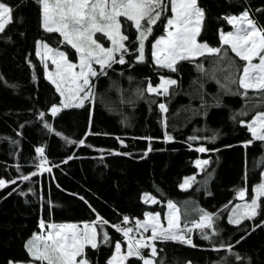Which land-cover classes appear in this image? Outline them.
<instances>
[{"label":"trees","instance_id":"trees-1","mask_svg":"<svg viewBox=\"0 0 264 264\" xmlns=\"http://www.w3.org/2000/svg\"><path fill=\"white\" fill-rule=\"evenodd\" d=\"M4 2L13 7L14 22L0 34V179L16 183L0 189V264L32 261L26 244L41 220L81 223L97 217L102 218L98 247L87 246L85 257L90 264H108L115 244L124 242L113 226H122L125 216L130 221L143 218L147 211L164 216L169 201L179 209L183 226L199 220L201 210L214 214L213 229L205 231L217 234L205 240L195 229L196 247L156 241V264H264V204L253 219L238 225L228 220L238 192L245 189L250 195L264 170V142L254 140L245 147L253 139L246 123L264 112V98L253 90L245 96L233 82L246 62L224 45L220 56L179 61L176 72L156 65L152 45L165 33L162 17L146 40L145 62L138 63L137 30L121 17L122 32L128 36L127 62L114 63L106 75L96 77L90 102L53 117L50 108L59 105L61 97L46 77L37 42L64 50L72 60L75 51L58 33L43 30L35 0ZM198 5L205 12L198 41L211 47H221L220 32L233 29L224 17L247 10L264 27V0H198ZM95 37L106 46L110 43L100 33ZM161 77L177 81L167 95L145 91ZM160 103L166 104V113H161ZM40 112L45 113L43 119ZM165 133L173 139L166 141ZM193 136L198 139L189 140ZM200 146L209 151H196ZM37 147L45 149L43 158ZM199 158L210 161L201 171L195 163ZM42 159L51 172L40 171ZM33 172L38 174L31 176ZM23 175L31 179H20ZM192 175L191 187L181 189ZM145 193L155 195L157 203H145ZM228 245L233 246L231 252ZM236 254L243 259L236 260ZM142 255L148 258L150 250ZM124 264L143 261L130 257Z\"/></svg>","mask_w":264,"mask_h":264},{"label":"snow or ice","instance_id":"snow-or-ice-1","mask_svg":"<svg viewBox=\"0 0 264 264\" xmlns=\"http://www.w3.org/2000/svg\"><path fill=\"white\" fill-rule=\"evenodd\" d=\"M35 2L41 9L43 30L46 33H58L62 37V42L70 45L79 54V71H75L77 64L69 61L64 52L55 51L46 43L37 42V56L41 55V49H43L45 56L42 59H51L52 64L56 66L54 73L51 71L46 73L47 79L55 85L56 91L62 98L59 106L52 105L50 108L53 117L62 109L83 107L85 101L93 99L95 95L92 92L90 78L106 75V68H111L114 63L125 64L127 62L124 54L128 52V48L124 42L128 40V36L122 33L121 17L132 22L137 30L139 46L135 60L138 63H143L145 62V41L151 35L153 26L162 19L164 12L169 7L165 0H35ZM169 4L172 15L166 18L165 35L156 39L152 45V58L156 65L176 72V65L179 61L192 60L195 57L205 55L220 56L223 46L227 45L240 60L246 62L243 66V74L233 82L244 90L245 96L248 95L249 90H253L260 93L261 97L264 98V27H260L256 21L250 18L249 11L245 10L239 16L224 17L235 30L227 33L221 32V47H211L207 43H201L197 40L205 18V12L199 7L198 0H169ZM13 12V7L5 3L4 0H0V34L5 33L6 29L14 22ZM97 33L106 37L112 46L105 48L98 43L94 39ZM48 53L53 55L48 56ZM117 53H120L119 59H116ZM224 55H227L226 51H224ZM254 59H258V63H254ZM93 63L99 65V73L93 67ZM45 67L47 68V64ZM176 83L177 81L174 79L161 77V83L158 86L153 87L149 83L145 91L156 95H167L169 87ZM159 109L161 113L168 111L164 103L159 104ZM44 116V112L39 113L40 119H43ZM44 127L52 130V126L47 122L44 123ZM246 127L253 139L247 141L245 147L252 144L254 140L264 142V112L259 113ZM56 135L61 134L57 132ZM147 139L150 140L151 138ZM172 139L170 135L165 133L166 141ZM196 139L198 138L195 136L189 137V140ZM68 142L76 143L75 141ZM84 143L83 139L79 141L80 145H84ZM35 151L40 157H44L45 149L43 147H37ZM148 151H151V147ZM196 151L204 153L209 149L200 146ZM45 163L46 159H42L38 168L41 172H51V168L44 167ZM195 163L198 168L203 170V167L207 166L210 161L198 159ZM37 174V172H33L31 176ZM20 179L27 181L31 177L23 175ZM194 181L195 177H186L180 185L181 189L187 190ZM15 183V180L0 179V189ZM253 191L255 195L251 202L237 206V209L242 207L244 211L238 212L237 209H234L233 216L237 218L233 219L230 216L229 223L238 225L242 220L253 219L259 214V200L264 197V182L256 186ZM238 195L244 199L246 190L241 189ZM144 202L157 203L155 197L149 194H145ZM167 207L169 209L166 216L167 227L161 223L159 213H145L143 221H136L137 229L142 228L144 232L151 230V235L148 237L141 235L140 239H134L129 235L133 231L132 228H120L114 225L113 227L122 232L127 239V251L122 253L121 243L117 242L115 254L108 261V264H114V262L115 264H124L130 257L138 258L143 261V264H156L155 258L158 256L156 241H176L190 247H196L191 237L185 234L186 232L191 233L193 229H197L205 240H211L212 235L217 234L213 231L212 235H209L205 231L206 229H213L214 214L201 210L202 214L199 220L194 221L191 228L187 225L181 228L179 209L171 201L168 202ZM100 220L102 218L97 217V221ZM128 220L129 218L125 216L124 222L126 223ZM96 223H85L82 229L76 224H48L47 235L43 237L34 236L26 244L27 251L33 260L39 261L40 264H45V262L46 264H90L84 258V252L86 246H90L92 249L98 247ZM103 223H107V221H103ZM261 224L264 225V221H261ZM39 226L42 230L45 229V221L41 220ZM40 239L44 241L42 248L34 243ZM108 240V234L105 232L103 242L107 243ZM220 247L223 248L225 245L221 244ZM232 247V245L227 246L229 252H231ZM142 249H150L148 258L142 255ZM214 250L219 251L220 249ZM78 257H80L79 260ZM235 259L242 260L243 258L236 254ZM188 264L191 262L189 261Z\"/></svg>","mask_w":264,"mask_h":264},{"label":"rangeland","instance_id":"rangeland-1","mask_svg":"<svg viewBox=\"0 0 264 264\" xmlns=\"http://www.w3.org/2000/svg\"><path fill=\"white\" fill-rule=\"evenodd\" d=\"M165 3L166 4H168L169 5V7H168V10L166 11V12H164V14H163V16L162 17H164L165 18V20H166V18L167 17H170L171 15H172V13H171V11H170V4H169V0H165ZM166 23V22H165ZM235 29H234V27H233V29L231 30V31H234ZM231 31H221V32H224V33H227V32H231ZM221 32H220V34H221ZM123 33V32H122ZM101 34V33H100ZM164 35H165V33H164ZM161 36H163V35H161ZM160 37V36H159ZM158 37V38H159ZM157 38V39H158ZM94 39H96V37H94ZM97 40V42L98 43H100V44H102L105 48H109V47H111L112 45H111V42L109 43V45L108 46H106V45H104L100 40H98V39H96ZM197 40H198V37H197ZM38 42H42V43H46V42H44V41H42V40H39ZM125 43V42H124ZM155 43V42H154ZM201 43H203V42H201ZM50 48H52L53 50H55V51H61V52H64L66 55H67V58H68V60L69 61H71L72 63H74V64H77V68L75 69V71H79V67H78V65H79V54L75 51V49H73L74 51H75V59H71L70 57H69V55H68V53L67 52H65L64 50H61V49H59V48H55V47H52V46H50L48 43H46ZM145 48H146V41H145ZM36 53H37V46H36ZM48 56H52L53 54L52 53H48L47 54ZM119 55H120V53H117L116 54V59H119ZM45 56V53H44V51H43V49H41V55L40 56H38L41 60H42V62H43V64H44V67H45V64H47V68L45 67V73H47L48 71H51V72H55L56 71V66L54 65V64H52V62H51V59H47V60H44V59H42L43 57ZM254 63H258V59H254V61H253ZM93 67L97 70V72L99 73L100 72V67H99V65H96L95 63H93ZM47 77V76H46ZM166 78V77H165ZM90 80H91V84H92V92H94V85H95V81H96V77H91L90 78ZM160 83H161V81H160ZM159 83V84H160ZM158 84V85H159ZM158 85H156V86H158ZM153 87H155V86H153ZM83 95V94H82ZM62 99V98H61ZM91 101V99L90 100H87V101H85V103L86 102H90ZM84 103V104H85ZM60 105V104H59ZM58 105V106H59ZM70 108H73V107H70ZM258 115V114H257ZM256 115V116H257ZM255 116V117H256ZM255 117L251 120V121H249V122H247L246 123V125L248 124V123H251L254 119H255ZM199 160H208V159H206V158H199ZM45 167V166H44ZM205 167V166H204ZM204 167H203V169H204ZM198 170L199 171H201L202 169L201 168H198ZM188 177H195V175H192V176H188ZM185 180V179H184ZM184 180H183V182H184ZM262 182H264V170H263V172H262V177H261V180L259 181V182H257L254 186H253V188H252V193L250 194V195H245V197H244V199H241L240 197H238V200L231 206V208H230V212H229V214H228V220H229V217L230 216H232L233 217V219H235V218H237V217H235V216H233V210L234 209H237V206H243L245 203H250L251 202V199L253 198V196L255 195V193H254V188L256 187V186H258L259 184H261ZM192 183H194V182H192ZM145 194H149L150 196H152V197H155V199H156V201H157V197L155 196V195H153V194H151V193H145ZM145 194L143 195V200H144V197H145ZM173 203V202H172ZM259 203H260V209H261V207H262V205L264 204V197H261L260 198V200H259ZM149 204H154V203H151V202H149ZM167 205H168V203H167ZM177 207V206H176ZM260 209H259V212H260ZM237 211L238 212H243L244 211V209L241 207L240 209H237ZM153 213V214H155V213H159L160 214V212H155V211H147L146 213ZM168 212H169V209H168V207H167V210H166V212H165V214H164V216H162L161 214H160V221H161V223L164 225V227H167L168 225H167V219H166V216H167V214H168ZM145 219V214H144V217L143 218H140V219H135V220H133V221H130V220H128V222H126V223H123L122 224V226H119L120 228H132L133 229V231L131 232V233H129V235H130V237H133L134 239H140L141 238V235H143V237H148V236H150L151 235V230H149L148 232H144L143 231V229L141 228V229H137L136 228V221L137 220H139V221H143ZM243 221V220H242ZM93 222H97L96 223V228H97V233H98V222L99 221H93ZM93 222H81V223H79V222H45V224H46V227H45V229H39V231L38 232H36L29 240H32L33 238H34V236H46L47 235V232L49 231V229L47 228V225L48 224H55V225H61V224H76V225H78L79 226V228H81L82 229V227H83V225L85 224V223H88V224H92ZM187 227H189V228H191L192 227V224L191 225H188ZM181 228H184V226L183 225H181ZM195 229H193V231H194ZM193 231L191 232V233H185L187 236H190L191 237V239H192V235H193ZM122 233V232H121ZM123 234V233H122ZM34 243L37 245V246H40L41 248L43 247V243H44V241H43V239H40V240H36V241H34ZM97 243H98V235H97ZM121 243V252L122 253H126V251H127V244H128V241H127V239L124 237V242H120ZM156 243V242H155ZM86 248H87V246L85 247V252H84V258H86L85 257V253H86ZM144 249H142V251H143ZM150 250V249H149ZM114 254H115V251H114ZM113 254V255H114ZM113 257V256H112ZM111 257V258H112ZM78 260L80 259V257H78L77 258ZM126 262V261H125ZM124 262V263H125ZM46 263V262H45ZM11 264H40V262L39 261H35V260H33L32 259V261H30V262H11ZM114 264H115V262H114Z\"/></svg>","mask_w":264,"mask_h":264},{"label":"built area","instance_id":"built-area-1","mask_svg":"<svg viewBox=\"0 0 264 264\" xmlns=\"http://www.w3.org/2000/svg\"><path fill=\"white\" fill-rule=\"evenodd\" d=\"M44 166L50 168V165L47 162L44 164Z\"/></svg>","mask_w":264,"mask_h":264}]
</instances>
